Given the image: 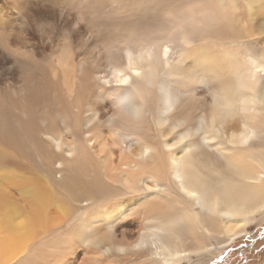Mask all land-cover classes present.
Listing matches in <instances>:
<instances>
[{
  "label": "bare ground",
  "instance_id": "obj_1",
  "mask_svg": "<svg viewBox=\"0 0 264 264\" xmlns=\"http://www.w3.org/2000/svg\"><path fill=\"white\" fill-rule=\"evenodd\" d=\"M263 221L264 0H0V264H201Z\"/></svg>",
  "mask_w": 264,
  "mask_h": 264
},
{
  "label": "flooded vegetation",
  "instance_id": "obj_2",
  "mask_svg": "<svg viewBox=\"0 0 264 264\" xmlns=\"http://www.w3.org/2000/svg\"><path fill=\"white\" fill-rule=\"evenodd\" d=\"M229 251H232V249H228L222 258H218L210 264H226L230 258V255H228ZM233 253L236 254V258L229 264H254L260 262L261 256L264 255V228L257 231L250 240L240 242Z\"/></svg>",
  "mask_w": 264,
  "mask_h": 264
},
{
  "label": "rangeland",
  "instance_id": "obj_3",
  "mask_svg": "<svg viewBox=\"0 0 264 264\" xmlns=\"http://www.w3.org/2000/svg\"><path fill=\"white\" fill-rule=\"evenodd\" d=\"M263 228H264V221L262 223H260V224H251V225H249V227H248V233L240 236L239 238H237L235 240V242H233V243L229 244L228 246H226L224 248V250H222L220 253L215 254V255L209 257L205 262H203L201 264H210L214 260H216L218 258H222L226 254V252L228 251V249H232V251H229V253H228V255H230V258H229V260H227V263L226 264L231 263V261L234 258H236V254L233 253V252L236 251V248L239 245V243L242 242V241H244V240L245 241L250 240L254 236V234L257 233V231H259L260 229H263ZM209 240L212 241L213 243L216 242L215 237H212V236L210 237ZM261 257L262 258H261L260 262L254 263V264H264V255L261 256ZM182 264H195V263L194 262L187 263V262L184 261V262H182ZM247 264H253V263H247Z\"/></svg>",
  "mask_w": 264,
  "mask_h": 264
},
{
  "label": "snow or ice",
  "instance_id": "obj_4",
  "mask_svg": "<svg viewBox=\"0 0 264 264\" xmlns=\"http://www.w3.org/2000/svg\"><path fill=\"white\" fill-rule=\"evenodd\" d=\"M124 83H127V81H125Z\"/></svg>",
  "mask_w": 264,
  "mask_h": 264
}]
</instances>
